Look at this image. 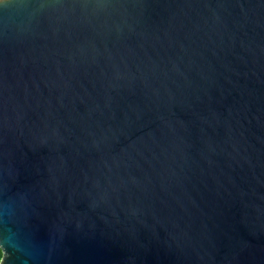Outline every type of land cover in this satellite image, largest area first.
Here are the masks:
<instances>
[{"label":"water","instance_id":"1","mask_svg":"<svg viewBox=\"0 0 264 264\" xmlns=\"http://www.w3.org/2000/svg\"><path fill=\"white\" fill-rule=\"evenodd\" d=\"M0 248L264 264V0H4Z\"/></svg>","mask_w":264,"mask_h":264},{"label":"trees","instance_id":"2","mask_svg":"<svg viewBox=\"0 0 264 264\" xmlns=\"http://www.w3.org/2000/svg\"><path fill=\"white\" fill-rule=\"evenodd\" d=\"M2 257H3V252H2V249L0 248V261H1Z\"/></svg>","mask_w":264,"mask_h":264},{"label":"clouds","instance_id":"3","mask_svg":"<svg viewBox=\"0 0 264 264\" xmlns=\"http://www.w3.org/2000/svg\"><path fill=\"white\" fill-rule=\"evenodd\" d=\"M4 3V0H0V4H3Z\"/></svg>","mask_w":264,"mask_h":264}]
</instances>
